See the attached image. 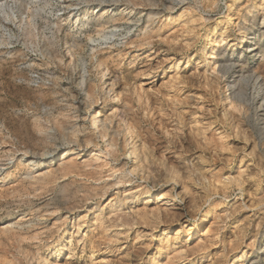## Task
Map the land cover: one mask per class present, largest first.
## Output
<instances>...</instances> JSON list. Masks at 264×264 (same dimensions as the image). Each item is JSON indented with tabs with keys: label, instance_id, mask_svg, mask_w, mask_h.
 Instances as JSON below:
<instances>
[{
	"label": "rangeland",
	"instance_id": "obj_1",
	"mask_svg": "<svg viewBox=\"0 0 264 264\" xmlns=\"http://www.w3.org/2000/svg\"><path fill=\"white\" fill-rule=\"evenodd\" d=\"M251 75L264 0H0V264L253 263Z\"/></svg>",
	"mask_w": 264,
	"mask_h": 264
},
{
	"label": "bare ground",
	"instance_id": "obj_2",
	"mask_svg": "<svg viewBox=\"0 0 264 264\" xmlns=\"http://www.w3.org/2000/svg\"><path fill=\"white\" fill-rule=\"evenodd\" d=\"M230 65H232V64H230ZM231 67L232 66L227 68L224 64L222 68L226 71L225 72L226 74H229ZM103 79H105V76L103 77ZM230 82H231L230 85L234 89H236V91L234 92V99L235 100L241 101V102L244 101L245 103H247L248 106L253 107V109H256L257 111H255L256 112L255 116H257V115L259 116V113L262 111L264 112V110H262V109H264V90L262 89V86L260 85L259 78H257L254 75H251V77L249 79L236 78ZM90 112H91V120H90L91 125L93 126V128H96V127L99 128L101 125H100V121H99V118L97 116V113L95 112V110L93 108H90ZM259 118H261L263 123H264V113L260 114ZM124 121H126V119H124ZM262 133L264 134V127L262 129ZM131 146L133 148L136 147L135 143L131 141V138L127 136L125 147L128 149V147H131ZM225 188H227V187L225 186ZM153 194H154V190H152V189L147 190L145 193L144 199L145 200L149 199L150 197L153 196ZM137 203H138V201H136V200H132L129 202L130 205H134ZM251 264H264V250L262 251V254L259 255L257 257V259L255 261H253V263H251Z\"/></svg>",
	"mask_w": 264,
	"mask_h": 264
}]
</instances>
